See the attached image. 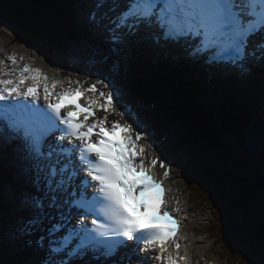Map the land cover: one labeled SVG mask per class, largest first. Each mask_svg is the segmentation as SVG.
Returning <instances> with one entry per match:
<instances>
[{"label": "snow or ice", "instance_id": "1", "mask_svg": "<svg viewBox=\"0 0 264 264\" xmlns=\"http://www.w3.org/2000/svg\"><path fill=\"white\" fill-rule=\"evenodd\" d=\"M94 7L92 23L111 56L130 42L151 41L216 73L245 78L257 70L264 77V0H94ZM65 79L77 87L54 95L64 81L49 82L27 65L10 71L0 60V154L14 151L26 185L14 236L28 255L16 264H187L180 209L167 206L171 165L154 156L149 166L139 144L145 131L116 108L118 83L102 76L85 88L87 80ZM97 110L131 122L109 127ZM149 252L157 254L146 258Z\"/></svg>", "mask_w": 264, "mask_h": 264}, {"label": "bare ground", "instance_id": "2", "mask_svg": "<svg viewBox=\"0 0 264 264\" xmlns=\"http://www.w3.org/2000/svg\"><path fill=\"white\" fill-rule=\"evenodd\" d=\"M58 1L63 2L61 6H65V4L69 5V7L68 6L63 7L65 12L68 11L69 8H71V9L73 8L74 11L76 12V14L79 13L77 23H78L79 28L85 33V36H83L82 33H79L75 29H63V24L66 22L67 19L63 18L62 15L54 18L55 8L46 4L44 0H37V5L39 6L38 10L40 11V14H41L40 18L45 23V25H48L49 23L54 24V26H56L58 29L57 35L63 41H65V39H67V34H69L68 32L72 33L74 37H77L78 43L79 44L83 43V45L81 47L80 46L79 47L81 48V51L84 52V54L81 55V53H73V52L70 53V50H68V52L66 54V59L61 60L59 62L55 60L54 63H56L57 66L56 67H50L49 64H45V62H43V60H46L43 57V53L39 52L40 50H37L35 52L36 55L34 54L36 57L31 56V55H28V56L24 55L25 62H23V64H21V65H18L17 67L22 68L26 64L29 66H33V68H36V65H37V67H40L42 72L49 77V82H51L53 80H59L60 76L65 77L67 73H68V76L71 79H73V81H76V80L85 81V80H87V81L96 82V80L99 78L96 74V71L102 73V71L100 70L101 68L99 66V64H101V62L100 61H94L92 63H88L85 60V56L91 54L92 51H97V54L102 56L103 61H106L109 64H111L113 69L116 68V70H123L122 73H124L125 76H130V77H132L134 74H139L140 68H137V70L132 74V72L130 70V63H131V65H135L134 59L140 57L141 64L146 68V73L150 77L148 80L152 84H154L156 86L157 85H164L165 88L169 89L172 92L177 93V96H175L174 99L172 97H170L168 94L167 95L163 94L160 96L156 95L157 98H153V99L151 98V96H148L149 100H147L146 103L141 102L136 110H138V108H139V110H140V108H142V110H143L145 105L148 104L149 101H151L152 105L154 104L156 107L160 108V112L156 111V107H150L151 110H147V105H146L145 110L147 113H146L144 119L142 118L143 116L141 115V113L139 111L134 112L132 110L133 108H129L126 106V108H127L126 112L128 113L129 116L132 115L136 118V120H134L136 123L139 124V121H138V117H139L140 118V125L146 124L144 131L146 133L147 142L148 143L151 142L153 147L159 148L161 150L160 151L161 155L159 156L160 159H163V151H164L163 150L164 146H161V145L167 144L168 146H170V144H169V143H171L170 141L175 140V142H176V139L178 141H182L183 140L182 139V133L180 132L181 124H182L181 122H187L190 119V117H187L186 114H183L182 117H180L176 113L177 109L176 108L174 109L175 104L176 105L179 104L180 108H184V106L182 107V105H181L182 100H183V96L180 97L178 95L194 94L193 87L186 82V79L184 78V76H182V75L180 76L177 73H172L173 85H170L168 83V77L166 75L167 71L162 69V65H168V66L175 68V69L188 70L189 75L191 76L192 80L198 82L201 86L202 91H199L198 95L201 96L202 98H204L205 100L212 102V107H215L217 105V103L221 106L233 104L240 109H246L244 111L245 116H246V114H250L253 111H255V109L258 108V106H260L259 104H261V103L263 104L261 107L264 108V77H262L260 75L259 71L254 70L253 74H251L245 78H240V77L235 76V75H224V74H220V73H216V72L214 74H210L212 71L208 70V68H204L203 65L198 69V65H200V64H197V69H196L189 62L188 63L184 62L183 60H184L185 56L179 49L172 48L170 51L162 50L160 47L153 44L151 41L140 42L138 45H135V44L133 45L130 43L129 46L127 47V49L125 50V52L119 58L115 57V56H111L110 54H107L103 50V48L107 49V46L105 44L100 45L99 42L97 40H94L93 37L91 36L92 31L87 30L89 28L86 24L90 23V25H92V27H93L92 19L90 20L91 14H89V13L84 14V17H86V19H87V20H83L85 22H83L82 19L80 18L82 12L85 13L87 10L94 8V0H74L73 2H70L68 0H58ZM54 2H55V5L57 6L58 5L57 0H54ZM57 7H60V6L58 5ZM31 14L34 16H38V14H35L33 12H31ZM4 15L6 16V18H8L9 21L14 19V17H17L15 15H13V12L9 11V9H7V8H6ZM1 17H4V16L1 15ZM57 18H60L61 21L57 20ZM17 19H19V17H17ZM69 19H70V22L72 24V19L70 17H69ZM16 28L22 29V38L25 40L28 38L29 33H33V31H28L26 33V30L23 28L22 25L17 26ZM6 30H8V29H5V31ZM5 31L3 30L0 32V35H2V39H3V36L5 35ZM35 31H36V33L34 35V40H33L34 43L46 45V42L44 40H41V39L50 38V40L52 41V46L57 51L58 50L61 51L63 48L64 49L67 48L66 45H63V46L60 45L55 40L53 35H51V36L42 35L41 29H35ZM101 34H102V32L100 31V37H101ZM86 35L90 36V37H87ZM102 35L106 36L105 34H102ZM51 38H54V39H51ZM84 38L86 39L87 42L83 41ZM27 40L29 42L32 41L29 38ZM18 44L27 45L25 43V41H23V40H22V42H20ZM16 45H7L6 48L9 47L11 49V51L14 52ZM45 47L47 49V52H50L49 48L47 46H45ZM143 47H147V50L149 52V57H153L157 62L160 63V70H157V68L152 66L150 64V62L146 61L144 58L141 57L140 52L142 51ZM42 48H43V50L45 49L43 46H42ZM78 49L79 48L76 45L74 48V51L76 52ZM4 52H6V49L4 50ZM78 56H80V58L77 59ZM65 65L68 66V70L65 69ZM72 65L74 67H71ZM147 66L150 69H152L153 71H155L156 74L149 72ZM12 67H14V66L7 64V68L10 71L12 70ZM61 70H65V71H67V73L66 74L64 72L61 73ZM102 70L105 71L104 68H102ZM258 75H260V77ZM109 78L114 79V76L110 75ZM119 78H121V77L117 76V78L115 80V82L118 83L119 88H120L119 93H121V89H122L123 95H128L127 100L134 99L135 96L130 93V90L132 91V83L129 82L131 84V87L129 90L126 87L125 83L123 82V79L119 80ZM123 87H125L124 91H123ZM251 88L253 90L258 88L260 90V95L255 94V92L254 93L252 92L253 94L251 95V97H247V95L245 97H243L242 95L239 94V91L244 92V91H248ZM58 89L59 88L57 87L56 90H58ZM224 93L227 94V98H225V100H221V97ZM195 95H197V94H195ZM228 98L231 100V102L228 101ZM185 100H188V99L186 98ZM131 101H133V100H131ZM173 101H174V104H173ZM166 103L168 104L167 106H166ZM116 108H119V107L116 106ZM142 110H140V111H142ZM154 113H156V115H157L156 118L153 117ZM261 113L263 114V112H261ZM126 117L128 118V116H126ZM119 118L121 121H128L125 117L124 118L119 117ZM165 118L167 120L171 119L172 121L166 127H163V125L166 123ZM147 119H149L150 122H148ZM156 119H157V121H156ZM262 119H264V118L261 117V118L257 119L258 122L256 121L258 123V126L256 128H257V131L259 133L260 132L264 133V120H262ZM158 126L160 127V130H158V128H157ZM166 130H169L167 134L165 133ZM193 131H194V128H193ZM162 134H164V136ZM184 142L188 143L186 140H184L183 143ZM251 143L254 144V142H251ZM207 144H209V143H207ZM205 146L207 147V145H205ZM213 146H215V145L213 144ZM262 148H264V145H262ZM263 150H261L260 154H262ZM183 152H185L186 156H188L185 148L183 149ZM154 153L156 155H159V153L157 151H154ZM3 156H5V151H3V153L0 156V208H5V214H4V211L3 212L1 211L0 216L2 214V216L4 217L7 213V209H9V202L8 201L13 199V197L10 196L11 192L14 193L12 186L18 180V178L21 174V169L16 168V167L14 168L13 166H8L7 164H5L6 158H4ZM256 156H258V154H256ZM188 160H189V157L186 158V161H188ZM201 163H202L201 161L196 159L193 162V164H196V165H192V162L190 161L191 169L193 171H196L197 170L196 167L202 168ZM174 167L176 169H178V167H176V166H174ZM7 168H11L12 178L5 177L4 170L6 171ZM182 168L185 169L186 167L183 166ZM22 179L25 180L24 178H22ZM197 196L201 197L203 195L201 193H198ZM216 206L217 205H211L210 209H211L212 213H213V210L215 209ZM219 210H221V209H219ZM5 222H9V220H7L6 217L2 218V224H3L2 229H3V231H5V229H6L5 228ZM216 222H217V220H216ZM218 225H219V223L217 222V226ZM210 226H212V224L209 223V227ZM226 227H227L226 232L223 231L222 229H218V228H217V230H218L217 232H220L226 236V233L231 231L232 226L230 224H226ZM184 230H185V228H184ZM3 231L0 232V237H1V234L3 235ZM204 234L210 239L211 234H213V230L208 228L204 232ZM10 236H11L12 242H13V240L17 241V239L14 236V232H12L10 234ZM7 239H9L8 236H7ZM5 241H7V240H5V236L3 237V239H0V255L1 256L5 255V252L3 251V249L5 250ZM205 243L208 245V242H206V241L203 242V244H205ZM209 245H211V244L209 243ZM10 246H12V245H10ZM15 247L16 248L21 247V245H18ZM17 251H18V253H16V255L20 253L19 249H17ZM21 251H23V250H21ZM23 252H25V251H23ZM13 253H15V252H13ZM11 255H14V254L11 253ZM14 258L20 259L19 256H17V257L12 256V259H14ZM7 260H10V257L7 258Z\"/></svg>", "mask_w": 264, "mask_h": 264}, {"label": "rangeland", "instance_id": "3", "mask_svg": "<svg viewBox=\"0 0 264 264\" xmlns=\"http://www.w3.org/2000/svg\"><path fill=\"white\" fill-rule=\"evenodd\" d=\"M26 1V0H25ZM15 2H17L18 3V0H0V3L2 4V5H7V6H11V4L12 3H15ZM57 3H58V5L60 6V7H65V6H69L68 4H65V6H61L62 5V3L63 2H59L58 0H57ZM25 4H27V1L25 2ZM39 4V3H38ZM40 5V4H39ZM57 5V6H58ZM41 6V5H40ZM37 8L39 9V6L37 5ZM7 9H9V11H11V12H13V15H15V16H17V14H18V12L16 11V10H14L13 8H7ZM27 9H31V7H27ZM27 12V11H26ZM31 12H33V13H35V14H38V11L36 10V9H33ZM54 13H56V10H54ZM66 13L69 15V17L72 19V24H73V26H74V28H75V30H77L79 33H82L83 34V36H85V33L79 28V26H78V23H77V20H78V15H79V13H77L76 14V12L74 11V9L72 8H69V10L68 11H66ZM12 14V13H11ZM30 15H32L31 13H30ZM41 15V14H40ZM40 15H39V17H40ZM60 15V14H59ZM31 17H34L35 18V16L34 15H32ZM57 17V16H56ZM57 20H60L61 21V19L60 18H57ZM24 28H25V30H26V33L28 32L27 30L29 29V28H27L25 25L23 26ZM5 29H8V30H6L5 31ZM5 31V35L3 36V39L5 40V41H7V42H9V41H11L12 43H14L15 45H16V43H15V41H17V42H22V40L23 41H25V43L27 44L26 46H28V47H30L33 51L32 52H36L37 50H40L39 52H42L43 50L42 49H38V48H36V47H33L32 46V44L34 43L33 42V40H34V35H35V33H36V31H35V29H33V33H29L28 34V38L29 39H31L32 41L31 42H29L27 39L25 40V39H23L22 38V30L21 29H17L14 25H12L11 24V22L8 20V18H4V17H1V15H0V32L1 31ZM45 31V29H41V33H43ZM69 34H67V39H65V41H63L62 39H60L59 38V36L56 34V36H54V38H55V40L60 44V45H66L67 46V48H69V50H70V53L71 52H73V53H81V55H83L84 54V52L83 51H81V46L83 45V43H81V44H79L78 43V38L77 37H74L73 36V34L72 33H70V32H68ZM7 34V35H6ZM43 35H45V34H43ZM52 34H50V33H48L46 36H51ZM6 36V37H5ZM87 36V35H86ZM87 37H90V36H87ZM54 38H51V39H54ZM16 39V40H15ZM35 44H37V43H35ZM18 45V44H17ZM70 45V46H69ZM77 45V47L79 48L76 52L74 51V48H75V46ZM80 46V47H79ZM16 47H19V48H22V47H24L23 45H18V46H16ZM78 58H80V56H78L77 57V59ZM59 62V61H58ZM100 66V65H99ZM101 69V71H102V74L103 73H108L107 72V70L105 69V71H103L102 70V67H100ZM116 78H117V76H114V81L116 80ZM127 84L128 85H130V87H131V84L130 83H128L127 82ZM124 88L125 87H123V91H124ZM255 92V94H258V95H260V90L258 89V88H256V89H249L248 91H244V92H240L239 91V94L240 95H242L243 97H245L246 95H247V97H251V95L253 94V93ZM123 97V96H122ZM124 99V98H123ZM128 99V95H127V98L126 99H124V101L127 103V104H129V105H131L132 107L131 108H133L132 110L134 111V112H137V111H139L140 113H141V115L143 116L142 118L144 119L145 118V115H146V105H147V110H151L150 109V107H156L154 104L152 105V102L151 101H149L148 102V104H146L145 105V107H144V109L142 110V108H140V110H142V111H140L139 110V108H138V110H136L137 109V107L139 106V104L142 102H144V103H146V101L147 100H149L144 94H142V93H140V92H138L137 93V97L135 98V99H131V100H133V101H131V100H127ZM153 99V98H152ZM185 99H186V97L185 96H183V100H182V107L184 106H186V102H185ZM260 106H258V108H256L255 109V111H253L252 113H250V114H246V117L250 120V117L251 116H253L254 115V117L256 118V119H259V118H261V117H263L264 118V108H262L261 106L263 105L262 103L261 104H259ZM145 110V111H144ZM156 111H159L160 112V108L159 107H156ZM261 112H263V114L261 113ZM153 117H157V115H156V113H154L153 114ZM158 119V118H157ZM157 119H156V121H157ZM262 120H264V119H262ZM138 121H139V124H140V118L138 117ZM147 121L148 122H150L149 121V119H147ZM165 121H166V123L163 125V127H166L169 123H171V119H169V120H167L166 118H165ZM233 122H235L234 120H232ZM257 121V120H256ZM155 122V121H154ZM247 125V124H246ZM141 126V125H140ZM145 127H146V124L145 125H142V127H141V129H143V130H145ZM158 128V130H160V127L158 126L157 127ZM152 129V128H151ZM207 130H211L210 128H207ZM168 131L169 130H166L165 131V133L167 134L168 133ZM163 136H164V134H162ZM244 136V134H241V135H239V137H243ZM170 140V139H169ZM245 143V142H244ZM170 144V143H169ZM244 145V144H243ZM263 145H264V143H263ZM171 151H172V154H173V157L176 159V162H178L179 163V166H187V164H188V162L187 161H185L184 160V158L181 156V153H180V150L179 149H177V150H175L174 148H172L171 147V145H170V147L169 146H167ZM238 148V147H237ZM239 150H241V149H239ZM262 154H258V156H260V157H262L261 156ZM187 157H189V156H187ZM182 161V162H181ZM194 165H196V164H194ZM201 165H202V163H201ZM261 166H259L258 165V163H256V167H255V169L257 170V172H256V174L255 175H253L255 178H256V180H258V181H261V182H263L264 183V172H263V168H260ZM196 172L198 173V175L200 176V177H202L203 176V173L204 172H202V168H199V167H196ZM2 187V186H1ZM244 200V199H243ZM220 206H221V204H217V206L215 207V209L213 210V213L217 216V222L219 223V225L217 226V228L218 229H222L223 231H227L226 229H227V227H226V224H230L232 227H233V224H231L230 222H229V219L230 218H232L233 216H231V217H223V218H221L220 216H219V214H222L220 211H219V209H220ZM211 207V206H210ZM222 210H223V208H222ZM3 212L4 211V214H5V208H0V212ZM215 211V212H214ZM234 211V210H233ZM232 211V212H233ZM249 215L250 216H252L251 215V213H249ZM1 216H2V214H1ZM0 216V232H2L3 231V229H2V218H5V216L3 217H1ZM249 217V216H248ZM252 219V220H251ZM251 219L247 222V225L249 224V223H251V225L250 226H252L253 225V223L256 221V217L254 216V217H251ZM202 220V219H201ZM210 220H211V217H210V215L208 214V213H205L204 214V217H203V222H205L207 225H208V222H210ZM190 224V223H189ZM244 225H246V224H244ZM235 227V226H234ZM242 227V226H241ZM255 228V227H254ZM254 228H251V230L253 231L254 230ZM191 227H190V230L188 229V233L190 234V235H195L194 236V238L193 239H195L196 240V242L197 243H195V247H196V255H195V257H196V263L197 264H199V260H202V261H204V259H207V260H209V261H211V262H216L217 264H257L258 262H259V260H261L260 259V257H259V254L257 255V254H254V252H253V250L251 249V248H249V244H248V240H249V238H250V240L249 241H251V240H253V236H251V235H249V234H251L249 231H251V230H249L247 233L244 231V235H245V241H244V247H246V250H248L249 251V254H247L245 251H244V248H243V245L241 244L240 246H239V249H240V258L238 257V259H240L239 260V262H237V261H229V259H226L224 256V254H223V251H222V249H223V246H220L218 243H216V242H213V240L210 238H208L205 234H204V229H202L201 227H198V228H196L198 231H200V233H196L195 231H191ZM242 229V228H241ZM232 230V229H231ZM251 231V232H252ZM5 236V240H7V241H5V250L3 249V251L5 252V255H2V257H3V259L4 260H1L0 259V264H5V259H7V258H9L10 257V262H6V264H16V262L18 261V260H20V259H22V258H25L24 257V254H27V252H23V251H21L22 250V248L21 247H15V246H18V245H21L20 244V242H18V241H14L13 240V242H12V240L10 241V239H7V235L5 234V231H3V235L1 234V237H0V239H3V237ZM234 236H232V238H233ZM256 241H258V239L256 238L255 239ZM208 242V245L205 243V244H203V242ZM209 243L211 244V245H209ZM10 245H12V246H10ZM13 249H12V248ZM17 249H19V251H20V253L19 254H17L16 255V253H18V251H17ZM13 252H15V253H13ZM11 253L12 254H14V255H11ZM12 256H14V257H17V256H19L20 257V259H17V258H14V259H12ZM253 257H255V258H253ZM259 257V258H258ZM258 258V262L256 261V259ZM218 260V261H217ZM258 264H262V261H260V263H258Z\"/></svg>", "mask_w": 264, "mask_h": 264}, {"label": "trees", "instance_id": "4", "mask_svg": "<svg viewBox=\"0 0 264 264\" xmlns=\"http://www.w3.org/2000/svg\"><path fill=\"white\" fill-rule=\"evenodd\" d=\"M19 19L22 20L23 15ZM27 31H33V29H28ZM235 111L236 108L233 110V112ZM238 115L241 116L238 117L236 116V114H234V116L228 115L227 119H230L228 126L225 128L223 127L222 130H220L219 128L215 130L216 132L212 130V132H210L208 135H205L204 132L199 128H194V131L193 129H191L192 137H194L195 140L203 141V147L201 146V148L202 150H204V152H206V154L203 156V159H205V165L202 166V170L206 179L211 182V186L210 182L206 183V186H209L210 188L212 187L211 189L214 188L215 191L216 186H218L216 197L219 200L221 199L223 201L228 199L227 201L223 202L226 207L223 205L220 206L221 210L219 211L222 214H219V216L221 218H228L233 216L232 211L235 209V203L237 202L241 204L246 201H249L251 202V204L253 203V205L257 206L256 208L259 210V212L260 209L264 212V183L256 180L254 176H252L251 178L250 176L244 175L242 171L239 170V164L237 163L236 159L234 158L235 156H233L232 151L227 145V141L224 139L223 136H219L222 131L226 130V128L229 129L233 126L234 129L240 130L241 132L244 131L246 121L241 119V117H243L242 114L239 113ZM232 120H234L235 122H233ZM191 121L193 122V125L198 124L195 119H191ZM211 142L215 146H213ZM205 145H207V147ZM245 155L247 156V154ZM261 156L262 157L255 156L253 160H257L258 165L261 166L260 168H263L264 172V150ZM240 157L243 159V156ZM201 161L203 160L201 159ZM249 164L251 168H254L252 166H254L256 162L254 163L251 160L249 161ZM232 191L234 193H238L240 197L239 201H235V199L237 198H232V200L230 197L229 199L228 195H231L230 192ZM234 196L237 197L236 195ZM256 208L252 207V212H256ZM259 223L262 224V230L264 231V217H261ZM255 225V228L258 229V222H256V224H254L252 227H254ZM233 238H235V236Z\"/></svg>", "mask_w": 264, "mask_h": 264}, {"label": "water", "instance_id": "5", "mask_svg": "<svg viewBox=\"0 0 264 264\" xmlns=\"http://www.w3.org/2000/svg\"><path fill=\"white\" fill-rule=\"evenodd\" d=\"M5 10H6V7L0 3V15L5 16L4 15ZM10 22L15 27L20 26V25H22V26L26 25L23 20L17 19V17H14V19L12 21H10ZM257 122H254L249 127L247 135H246V139L248 141V146L247 147H248L249 152L252 153V154H259L261 152V150H262V145H263V142H264V133L263 132L259 133L257 131V128H256L258 126ZM215 125H216L215 126L216 128L219 127V124L216 123V122H215ZM184 140H186L188 143H186V142L183 143ZM170 142H171L170 143L171 147L174 148L175 150L179 149L180 153L182 155H184L185 157H187V156H186V153L183 152L184 148L186 149L187 152L188 151L189 152L192 151V148L189 147L190 146V144H189L190 142H189L188 138L184 137L182 141L176 140V142H175V140L174 141L171 140ZM251 142H254V144H252ZM193 153H195V152H193ZM187 174L183 173L182 175H178V177L187 180L191 176V175H187ZM189 174H191V173H189ZM200 184H201L204 192L206 193V195L209 196L210 198H214L213 191L208 186H206V182L205 181H200ZM217 190H218V186H216V193H217ZM230 193H231V195H228L229 199H230V197H231V199L232 198L233 199L237 198V199H235V201H239L240 197H239L237 192L234 193L232 191ZM234 195H236L237 197H235ZM215 199H217V198H215ZM227 200H225V201H227ZM220 201H217L216 204H221V205L226 207V205L223 203L225 201H223L221 199H220ZM235 205H236V207L234 206L235 209H234V211L232 213L233 217L230 218L233 221L237 222V230H235L234 234L237 233L238 234V238L235 239V240L237 242L238 241L240 242V239L245 241L244 231L247 233L249 230H251V228L256 227V225L254 227H252V226L254 224H256V222H258V224H259L258 227L259 228L258 229L254 228L253 231L251 230L252 232L249 231L251 233L249 235L253 236L254 238L251 241L248 240V244H249V248H251L253 250L254 254H257V255L259 254V257L261 258L262 264H264V231L262 230V224L259 223V220H261V217H264V212L260 208H259L260 209V212H259V210L256 208L257 206L253 205V203L251 204V202H249V201H246V202L241 203V204H239L237 202V203H235ZM252 207L256 208V212H252ZM249 213H251L252 216H250ZM254 216L256 217V221L253 223V225L250 226L251 223H249L247 225V222L251 219V217H254ZM244 224H246V225H244ZM260 229H261V231H260ZM256 238L258 239V241L255 240Z\"/></svg>", "mask_w": 264, "mask_h": 264}]
</instances>
